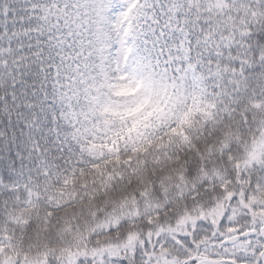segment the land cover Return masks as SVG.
Listing matches in <instances>:
<instances>
[{
	"label": "snow or ice",
	"instance_id": "1",
	"mask_svg": "<svg viewBox=\"0 0 264 264\" xmlns=\"http://www.w3.org/2000/svg\"><path fill=\"white\" fill-rule=\"evenodd\" d=\"M0 264H264V0H0Z\"/></svg>",
	"mask_w": 264,
	"mask_h": 264
}]
</instances>
